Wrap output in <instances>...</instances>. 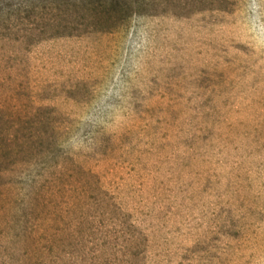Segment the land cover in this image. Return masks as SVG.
<instances>
[{"label":"rangeland","instance_id":"rangeland-1","mask_svg":"<svg viewBox=\"0 0 264 264\" xmlns=\"http://www.w3.org/2000/svg\"><path fill=\"white\" fill-rule=\"evenodd\" d=\"M130 3L0 0V264H264V0Z\"/></svg>","mask_w":264,"mask_h":264},{"label":"trees","instance_id":"trees-1","mask_svg":"<svg viewBox=\"0 0 264 264\" xmlns=\"http://www.w3.org/2000/svg\"><path fill=\"white\" fill-rule=\"evenodd\" d=\"M66 1V0H63ZM227 1V0H226ZM147 0H134V3H139V5L146 4ZM72 5L83 9V11H93V10H100L103 12H106V15L109 18L117 19L119 23H123V21H126L133 17L134 15L139 14L142 9H138V7H134L133 4H129V0H72ZM138 6V5H137ZM33 12V11H31ZM30 11H25L26 15L23 18L24 20H28L29 17H31L33 14ZM116 22V21H115ZM117 23V22H116ZM49 27H45L41 29L40 31H37V29H31L30 36L32 40H37L38 42L42 40L44 36H72L76 32H79V27L77 26H60L58 29H56L54 34H50ZM75 32V33H74ZM80 32H85V30H81ZM82 33V34H84ZM5 172L2 171L0 173L3 175Z\"/></svg>","mask_w":264,"mask_h":264}]
</instances>
